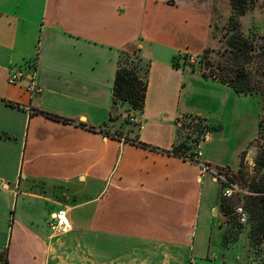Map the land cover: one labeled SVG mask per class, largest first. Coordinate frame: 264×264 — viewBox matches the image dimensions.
<instances>
[{
	"label": "crops",
	"instance_id": "crops-1",
	"mask_svg": "<svg viewBox=\"0 0 264 264\" xmlns=\"http://www.w3.org/2000/svg\"><path fill=\"white\" fill-rule=\"evenodd\" d=\"M212 8L213 0H0V252L7 246V264L208 258L193 255L194 239L201 212L218 213L209 190L219 183L200 162L237 169L243 146L229 149L223 132L248 118L258 125L263 107L257 95L173 64L208 46ZM137 47L149 64L145 100L129 112L135 122L122 126L129 107L112 108L114 77L120 52ZM33 62L40 94L7 81L11 67ZM186 116L209 127L192 142L199 162L172 152L184 141ZM115 131L121 135L106 134ZM57 210L69 231L49 228Z\"/></svg>",
	"mask_w": 264,
	"mask_h": 264
},
{
	"label": "trees",
	"instance_id": "trees-1",
	"mask_svg": "<svg viewBox=\"0 0 264 264\" xmlns=\"http://www.w3.org/2000/svg\"><path fill=\"white\" fill-rule=\"evenodd\" d=\"M251 1L252 0H229L232 10L230 20L233 21L230 28L234 30V32L228 37L226 46L219 55L218 61L214 63L210 59L209 55H211L212 50L209 47H206L204 51L196 57L199 58L200 61L201 59H205V65L209 68V70H198L204 77L217 79L229 85L238 93L254 94L259 97H264V42L257 44L250 40L238 30V23L236 21L238 17L245 14L248 4ZM140 50L141 49L137 47L132 51L122 50L120 52L118 67L114 77L112 108L114 109L119 103H126L128 105L129 108L126 110L127 117H125L126 123H132L128 120L130 116L129 112L141 111L143 108L147 88L146 73L149 64L146 63L143 76L140 77L132 67H127L123 64V58L126 60L131 55L138 54ZM179 57L180 55L173 58V64L175 66H188L189 69L196 70L194 63H180ZM185 58L186 54H183V59ZM45 115L64 122L70 121L69 119L51 113H45ZM185 120L188 121V123H185ZM185 120L181 125L182 129L183 127L185 129L189 126L192 127L191 132L194 137L189 138L192 133H188V136H184L183 142L173 147L172 152L183 157L192 158L196 149V147L193 148L192 142L202 139L204 134L209 131V127L198 117L186 116ZM258 131L262 132V140L256 141L253 172L260 175L252 178L250 185L256 194L247 195L244 198L243 207L247 211L248 221L251 223L250 235L253 236V241L262 243L264 241V114L261 115L258 121ZM106 134L111 137L121 135V133L117 131L112 133L107 132ZM245 153L246 151L241 153L239 166L237 168L242 178ZM220 207L224 214L231 213L233 210L231 198H222ZM238 224L240 223L238 222ZM230 233L223 234V245L225 247L237 240V236L232 232ZM7 250V246L1 250L0 264H7Z\"/></svg>",
	"mask_w": 264,
	"mask_h": 264
},
{
	"label": "rangeland",
	"instance_id": "rangeland-1",
	"mask_svg": "<svg viewBox=\"0 0 264 264\" xmlns=\"http://www.w3.org/2000/svg\"><path fill=\"white\" fill-rule=\"evenodd\" d=\"M231 13L232 10L229 4V0H213L211 23L209 28V41L207 47L212 50L209 57L214 63L218 61L219 55L224 50L228 37L234 32V30L230 28L233 24V21L230 20ZM236 21L238 23V30L241 31L250 40L254 41L257 44L260 42H264V0H252L248 4V8L245 14L238 17ZM179 62H192L194 63L197 71L199 69L209 70L207 65H205V59H201L200 61L196 56L186 55V58L183 59V54H180ZM123 64L127 67H132L140 77L143 76L144 70L146 68V61L142 57L140 51L138 52V54L131 55L126 60H124L123 58ZM185 68L189 69L188 66H186ZM260 99L264 107V97L260 96ZM263 107L260 104V115L264 114ZM116 108L117 106H115V109ZM115 111H118V108ZM122 114L124 115H121L118 118V123H121V125L124 126L127 125L125 124V117H127V113L123 112ZM249 120L250 119L248 118L246 125H243V127L227 126L223 132V134L228 137L225 138V145L228 146L229 149L233 151L237 147L243 146L244 151H246L244 161L245 163L243 167V178L237 171V169H230V172L234 173L235 180L237 181L239 187L243 190H247V193L241 192L239 195L231 197L233 207L235 205L243 206L244 198L247 195L256 194V192L253 191L250 182L254 176L260 175L253 172L254 156L252 159L249 156L252 157V150L253 148H256V141L262 140V132L258 131L257 123L253 126V124ZM185 123H188V121L185 120ZM191 131L192 127L189 126L186 129L183 127V138L184 136H188V133H190ZM190 135L191 136L189 138L194 137L193 133ZM230 162L231 164H235V162H237L236 157L232 158ZM220 169H223L224 171L227 170V168ZM221 186V184H219V186H215L214 184V186L209 190L210 197L212 195L216 196L217 194L219 204L218 213L216 214L213 210L210 211L209 209L205 210V215H203V211L201 212V218H205H203L202 220L200 218L198 224L196 236L194 239L195 243L193 255L196 257L199 253H205L208 255V258L198 259L197 263L263 264L264 241L262 243L253 241L254 238L250 235L251 223L248 221L247 224H238L235 218L234 211L232 209V212L229 214L223 213V210L220 207V202L222 198H224L221 194ZM230 232L237 236V240L225 247L222 243V235L229 234Z\"/></svg>",
	"mask_w": 264,
	"mask_h": 264
},
{
	"label": "built area",
	"instance_id": "built-area-1",
	"mask_svg": "<svg viewBox=\"0 0 264 264\" xmlns=\"http://www.w3.org/2000/svg\"><path fill=\"white\" fill-rule=\"evenodd\" d=\"M35 63H29L27 66H15L11 67L8 73L7 81L10 84H17L23 82L25 84L26 90L30 94H40L43 88L37 83L34 74ZM131 122H135V117L133 115L129 116ZM202 155V151L199 147H196L194 156L187 157L191 161L199 162V158ZM202 172L212 171L215 180L221 184V194L224 198H231L233 196L239 195L241 192L247 193V190H243L239 187L237 181L235 180L234 173L230 172V169L224 171L223 169H212L207 164L200 162ZM234 214L237 221L240 224H246L248 221V213L242 205H235L233 207ZM48 226L53 232H66L72 227L68 217L64 210H57L54 212L50 220L48 221Z\"/></svg>",
	"mask_w": 264,
	"mask_h": 264
}]
</instances>
